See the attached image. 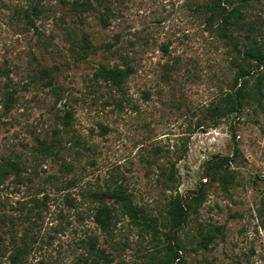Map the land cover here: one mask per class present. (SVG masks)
Listing matches in <instances>:
<instances>
[{"label": "rangeland", "instance_id": "1", "mask_svg": "<svg viewBox=\"0 0 264 264\" xmlns=\"http://www.w3.org/2000/svg\"><path fill=\"white\" fill-rule=\"evenodd\" d=\"M72 1L0 0V167L19 166L0 176V264H142L169 247L174 264H264V80L239 112L224 106L243 46L264 50V0ZM102 64L133 68L123 93ZM116 183L156 236L119 210L109 233L93 222L89 194ZM177 194L194 198L172 230Z\"/></svg>", "mask_w": 264, "mask_h": 264}, {"label": "trees", "instance_id": "2", "mask_svg": "<svg viewBox=\"0 0 264 264\" xmlns=\"http://www.w3.org/2000/svg\"><path fill=\"white\" fill-rule=\"evenodd\" d=\"M71 7L74 10H89L92 7L90 0H73L71 2ZM213 12V8L211 10ZM237 8L231 12L235 15ZM230 17H224V21H229ZM249 45H244L243 49L240 51L242 55V60L245 62L247 67H241L240 70L235 74V90L226 94L224 106L226 113L239 112L243 105L250 103L251 100L256 98V94L261 95V85L264 80L263 71H259L261 67L264 66V50L256 43H248ZM133 68L129 65L125 67H120L117 65L107 66L100 65L95 72V76L112 87L116 88L117 91L123 93V85L126 79L132 73ZM252 72L256 74V82L253 87H247L248 81L245 77L251 76ZM40 79L48 78L51 79V73L47 69H43L39 72ZM15 90H7L5 94L4 106L9 109L15 100ZM259 102V99H257ZM219 107L214 109L218 110ZM220 111V110H218ZM220 113L224 114V110ZM71 113L66 111L64 116L65 124L69 125L71 120ZM103 127V126H102ZM42 149H47V145L43 142L40 143ZM218 164L214 163L208 166L210 172H212ZM19 170V166L14 161H9L5 165L0 167V176L8 174L9 172H15ZM210 175L209 173H206ZM89 196L94 199L95 206L92 212L93 222L97 227L104 233H109L113 231V226L117 222V210H119L124 218L128 220L130 224L138 227L143 231L152 233L156 236L159 233V228L157 225L156 216L152 215L145 207L138 205L132 198V194L126 190V187L121 183H116L113 187H108L104 190L92 191ZM196 201L200 202L202 200V192L196 194ZM193 196H182L175 195L170 198L166 207V220L167 225L170 229H179L185 222V216L187 214V199L194 198ZM35 208L38 207V199L34 204ZM2 236L0 233V243L2 242ZM27 243L25 239H22L20 244H15L12 248L13 260H19L21 256L27 251ZM180 248L169 247L164 258H159V256H150L142 264H174L175 260L180 258L178 254ZM106 258V261H110L109 254L102 253Z\"/></svg>", "mask_w": 264, "mask_h": 264}]
</instances>
